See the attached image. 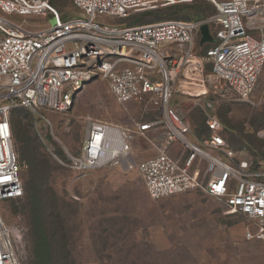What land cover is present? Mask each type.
Listing matches in <instances>:
<instances>
[{"label":"built area","instance_id":"obj_1","mask_svg":"<svg viewBox=\"0 0 264 264\" xmlns=\"http://www.w3.org/2000/svg\"><path fill=\"white\" fill-rule=\"evenodd\" d=\"M191 1L71 0L79 13L65 18L48 0H0V201L23 196L11 112L64 113L84 84L99 78L118 103L155 116L129 126L89 119L81 152L68 153L74 173L135 167L152 198L200 190L250 220L245 239L264 241V156L239 155L211 114L205 118L209 133L196 138L173 104L176 93L199 99L208 92L221 96L224 88L254 103L264 66V0H207L215 13L203 19L107 22ZM38 15L53 23L30 27L21 20ZM203 23L214 40L197 55ZM137 137L156 155L135 162ZM25 231L23 225H6L0 213V264H21Z\"/></svg>","mask_w":264,"mask_h":264},{"label":"rangeland","instance_id":"obj_2","mask_svg":"<svg viewBox=\"0 0 264 264\" xmlns=\"http://www.w3.org/2000/svg\"><path fill=\"white\" fill-rule=\"evenodd\" d=\"M49 4L65 18L79 13L71 0ZM214 13L210 1L192 0L107 22L131 26L167 19H203ZM21 20L30 27L53 23L48 16L39 15ZM208 47L198 46L196 54L203 55ZM263 97L264 66L253 104L238 100L226 88L221 96L208 92L199 99L176 93L173 104L188 119L196 138L209 133L205 118L211 114L219 120L221 133L233 150L258 158L264 156ZM21 111L23 134L18 140L14 132L13 142L22 186L24 189L25 182L35 178L29 158L36 152L43 162V186L69 251L66 264H264V241L244 237L250 220L228 211L223 203L200 190L152 198L135 167L107 165L82 175L69 168L68 153L81 152L89 119L129 126L155 116L136 104L118 103L104 80L94 78L84 84L64 113ZM154 155L156 151L146 139H134L135 162ZM24 195L22 199L0 201V213L6 225H23L26 230L21 264H38L29 235L30 202Z\"/></svg>","mask_w":264,"mask_h":264},{"label":"trees","instance_id":"obj_3","mask_svg":"<svg viewBox=\"0 0 264 264\" xmlns=\"http://www.w3.org/2000/svg\"><path fill=\"white\" fill-rule=\"evenodd\" d=\"M49 1L53 5L57 4V0ZM22 114L21 108H16L11 112L12 136L15 132L18 140L21 139V133L23 134L20 117ZM262 156L263 154H260L257 157ZM29 161L35 178L25 182L23 194H26L24 196L30 202L29 235L34 256L38 264H66L69 251L66 248L65 237L57 226L52 201L47 197L43 186V162L36 152L30 155Z\"/></svg>","mask_w":264,"mask_h":264},{"label":"water","instance_id":"obj_4","mask_svg":"<svg viewBox=\"0 0 264 264\" xmlns=\"http://www.w3.org/2000/svg\"><path fill=\"white\" fill-rule=\"evenodd\" d=\"M199 32H200V39H199L200 45L210 43L214 40L213 37L210 35L207 23L201 24L199 28Z\"/></svg>","mask_w":264,"mask_h":264}]
</instances>
